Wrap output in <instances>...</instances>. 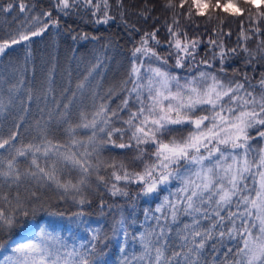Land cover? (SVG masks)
<instances>
[{"label":"trees","instance_id":"trees-1","mask_svg":"<svg viewBox=\"0 0 264 264\" xmlns=\"http://www.w3.org/2000/svg\"><path fill=\"white\" fill-rule=\"evenodd\" d=\"M169 2L171 7L167 6ZM216 2L211 0L205 15H197L193 8L189 17L188 4L181 8V0H108V9L103 0H91V4L87 0H69L68 8L63 7L61 0H0V43L11 41L20 32L30 34L47 25L42 35L13 44L0 55V139L15 136L0 149V169H6L7 162L15 158L21 173L17 182L0 177V211L5 216L15 215L10 228L0 229V243L7 248V241H25L29 235L35 238L44 229L66 245L62 252H88L90 244H95L92 264H124L125 258L132 264H145L135 259L144 251L139 236L156 227L155 217L161 214L155 209L181 184L173 180L167 186L161 185L157 193L144 196L140 193L141 185L116 181L112 173L119 174L121 165L129 172H140L145 163L154 161L151 153L156 146L141 145L145 152L140 160L134 141L133 147L118 148L101 142L104 133H98L96 143L90 144L93 129L79 125L91 121L99 106L105 104L118 113L112 117L111 126L127 129L123 121L128 119L129 110L136 112L139 108L136 93L131 92L137 83L134 67L139 68L140 75L149 68H160L178 77L181 84L194 79L199 82V73L203 71L226 82L243 83L249 91L259 94L264 80V16L260 15L264 13V0H260L258 8L244 0H232L242 15H232L223 8L213 10L211 5ZM228 2L219 0L221 5ZM97 4L99 9L94 7ZM9 5L11 10L6 11ZM105 12L111 17L107 23L103 22ZM177 39L182 46L189 45L191 55L176 48ZM191 41H196L194 48ZM138 48L142 51L135 52ZM178 59L183 67L177 66ZM81 84L83 87H78ZM124 100L128 101L127 107H121ZM197 114L210 115L201 113L199 108ZM168 127L172 131H165L160 137L166 143L173 138L182 140L196 131L187 123ZM249 134L255 137L250 141L252 159L264 149V139L258 136L256 128L250 129ZM119 135H113L112 140L130 142L129 132H125L123 140L118 139ZM48 142L60 147L45 156L43 149ZM28 145L40 146L41 152L16 155L17 149H26ZM85 149L91 154L82 158L93 165L87 174L55 154L75 152L80 156ZM33 157L45 170H51L55 163L60 183L70 181L79 186V191L57 187L46 177L27 175L37 171ZM110 164H115V169ZM183 167L181 162L182 170ZM256 171L253 169V173ZM82 178L84 184L79 183ZM254 179L257 183H253ZM258 179L248 175L244 183L251 190L259 187ZM113 183L124 188L127 196L113 195ZM17 197L23 209L30 212L28 217L20 215ZM236 210L233 206L232 211ZM226 214L227 209L221 213ZM185 223H191V218L181 216L178 223L171 225L173 231L165 253L169 258L172 252L181 251L176 233ZM202 223L207 226L210 221ZM230 223L225 221L223 228L228 229ZM93 229L99 230L100 239L92 240ZM124 229L128 232L126 244ZM26 233L25 239L18 238ZM239 241V237L230 239L227 235L222 240L218 236L209 240L201 252L200 264H232L239 259ZM8 254L12 253L0 252V261Z\"/></svg>","mask_w":264,"mask_h":264},{"label":"snow or ice","instance_id":"snow-or-ice-1","mask_svg":"<svg viewBox=\"0 0 264 264\" xmlns=\"http://www.w3.org/2000/svg\"><path fill=\"white\" fill-rule=\"evenodd\" d=\"M87 2L91 4V0ZM244 2L257 8L260 6V0H244ZM61 3L64 8L69 7V0H61ZM185 4H188L189 17L193 14V8L197 15L203 16L211 0H191V3L189 0H181L179 6L184 8ZM103 6L108 9V0H103ZM167 6L171 7V2ZM94 7L99 9L100 5ZM211 7L213 10L223 8L224 12H231L232 15L243 14L232 0L225 5H221L217 0ZM20 9L23 11L24 5H21ZM5 10H11V5ZM47 15L50 16L51 13ZM260 15L264 16V13ZM110 18L105 12L103 22L107 23ZM36 19L39 21V17ZM53 23L57 22L53 21ZM46 28L47 25H43L30 34L20 32L11 41L0 43V55L13 44L42 35ZM152 36L154 38V33ZM146 42L145 40L142 43ZM175 46L180 52L191 55L188 51L189 45L182 46L179 39L176 40ZM190 46L194 48L196 41H191ZM143 50L150 51V49ZM141 51V48L135 49V52ZM231 51L235 52L236 49ZM244 51L249 50L245 48ZM151 54L155 55L154 52ZM223 56L222 49V59ZM177 66L183 67L179 59ZM220 70L223 71V68ZM149 72L152 75L147 77L144 83L139 68H133L137 83H134L131 92L136 93L135 98L139 108L136 112L129 110L128 119L123 121L128 126L127 129L111 126L112 117L117 116L118 113L114 110L110 111L105 104L99 106L91 121L85 118L86 122L79 125L93 129L88 140L90 144L96 143L98 133H104L101 142L112 143L118 148L133 147L131 141H134L139 153L137 159L140 160L144 159L145 152L141 145L152 143L156 146L155 151L151 153L155 157L154 161L145 163L140 172H129L121 165L119 174L115 171L112 173L116 181L123 180L125 184L141 185L140 193L144 196L157 193L161 185L167 186L173 180L181 184L175 192L165 196L161 205L155 209L161 215L155 217V228L140 234L139 242L144 251L135 259L144 261L145 264H181L182 258V264H200L201 252L206 243L216 236L222 240L227 235L230 239L240 238L236 251L239 259L232 261V264H264V149H260L257 156L249 159V153L252 151L250 141L255 138L249 134V130L256 128L258 136L264 139V80L261 81V92L254 94L243 83L226 82L214 74L203 71L199 73V82L194 79L184 84L180 83L178 77L160 68H149ZM173 82L175 90L172 87ZM78 87H83V84ZM144 92L147 93L146 97ZM127 103L128 101L124 100L121 107H127ZM197 108L201 113H210V115L197 114ZM185 123L190 124L196 131L189 132L182 140L173 138L167 143L160 138L165 131H172L169 125ZM126 131L130 133V142L117 143L112 140V136L116 133L120 134L118 139L123 140ZM12 139H15L14 135L9 139H0V149ZM73 143L82 142L73 141ZM59 147L48 142V147L43 149V155L48 156L53 148ZM236 150L242 151L237 153ZM28 152H41V147L28 145L26 149H17L16 155L25 156ZM55 154L65 163L79 168L85 174L93 167L86 158H82L91 154L87 149L80 156L75 152L57 151ZM206 161L208 163H205ZM181 162L184 165L183 170ZM32 164L37 171L29 172L27 175L46 177L57 187L79 191V186L70 181L66 184L60 183L56 178L55 163L51 170H45L33 157ZM109 167L115 169L116 165L110 164ZM253 169L257 171L253 173ZM248 175L259 178L258 188L251 190L247 188L244 182ZM0 177L12 182L20 180L21 173L15 158L7 162L6 169H0ZM98 179L103 180V177ZM79 183L84 184L85 179L82 178ZM253 183L257 181L254 179ZM111 187L113 195L128 194L124 188L118 187L115 183ZM246 191L249 192L248 195L243 194ZM80 203L84 201L81 200ZM233 206L236 211H232ZM17 207L21 209L20 215L24 217L30 215L28 210L23 209L18 197ZM225 209H227L226 216L221 215ZM181 216L190 217L191 223H185L176 233L181 241L179 245L181 251L172 252L169 258L165 253L169 247L168 237L173 231L171 225L178 223ZM205 220L210 221L207 226L202 223ZM225 221L231 222L228 229L223 228ZM237 221L240 222L239 227ZM250 221L258 223H250ZM14 223L15 215L5 216L4 212L0 211V229L10 228ZM120 227L123 228V220L120 222ZM92 233V240L100 239L98 229H93ZM127 237V229H124L125 244ZM65 247L66 245L58 237H53L51 233L41 229L35 238L29 235L25 241H7V248L4 243H0V252L12 253L5 255L0 264H92L90 257L96 251L95 244H90L88 252H62L61 249ZM83 247L84 245H81V248ZM123 250L121 248L122 252ZM228 251L231 252L232 249ZM124 264H132V262L125 258Z\"/></svg>","mask_w":264,"mask_h":264},{"label":"rangeland","instance_id":"rangeland-1","mask_svg":"<svg viewBox=\"0 0 264 264\" xmlns=\"http://www.w3.org/2000/svg\"><path fill=\"white\" fill-rule=\"evenodd\" d=\"M260 4H261V3H260ZM151 75H152V73L149 72V70H146V71H144V73L141 74L140 76H141L143 82L146 83V79H147V77H149V76H151ZM183 84H184V83H183ZM172 87H173V90H175V83H174V82H173ZM144 95L147 96V93L144 92ZM165 103H167V102H165ZM205 163H208V162L206 161ZM250 223H258V222H256V221H250ZM253 232H254V234H255V229H253ZM26 236H27V233H26L25 235L20 236L19 238H20L21 240H23V239H25Z\"/></svg>","mask_w":264,"mask_h":264}]
</instances>
